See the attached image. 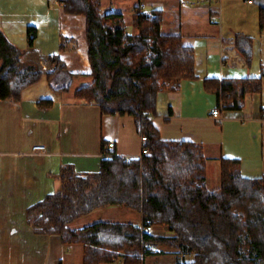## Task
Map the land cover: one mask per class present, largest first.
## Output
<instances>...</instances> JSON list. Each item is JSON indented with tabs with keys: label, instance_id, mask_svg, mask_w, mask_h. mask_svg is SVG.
<instances>
[{
	"label": "trees",
	"instance_id": "obj_1",
	"mask_svg": "<svg viewBox=\"0 0 264 264\" xmlns=\"http://www.w3.org/2000/svg\"><path fill=\"white\" fill-rule=\"evenodd\" d=\"M64 10L87 19V41L93 81L75 91L81 101L100 106L103 115H131L137 132L146 136L151 154L127 160L115 151L95 173L65 168L62 187L32 205L27 216L35 231L58 235L64 244L85 247L83 264H105L124 257V264H141L148 243L178 248L192 254L176 264H264V174L246 177L240 161L222 159L221 186H206L207 160L201 144L165 140L154 125L158 93L195 79V49L183 44L180 34L161 30L163 12L135 6V32L124 15L102 10V0H59ZM264 31V3L260 9ZM36 27L28 28V47L34 46ZM237 46L248 65L253 59L252 40L237 35ZM26 50L13 43L0 21V99L20 102L23 92L46 77L56 92L70 91L73 75L56 56L52 71L38 61L23 60ZM261 77L208 79L224 110H240L247 95L263 90ZM66 75L64 81L58 79ZM42 109L53 99L38 102ZM107 145L103 142V148ZM125 206L143 216V224L165 226L171 236L147 233L129 222L98 221L75 229L71 222L96 209ZM163 253V252H162Z\"/></svg>",
	"mask_w": 264,
	"mask_h": 264
},
{
	"label": "crops",
	"instance_id": "obj_2",
	"mask_svg": "<svg viewBox=\"0 0 264 264\" xmlns=\"http://www.w3.org/2000/svg\"><path fill=\"white\" fill-rule=\"evenodd\" d=\"M189 1L115 0L116 6H111L112 0H108L107 9L123 13L130 33L135 32V6H145L146 12L161 9V30L180 34L183 44L195 49L196 78L184 79L175 88H161L153 123L165 140L203 146L206 186L216 190L221 186L222 159L239 160L246 177L264 174V77L263 90L247 95L240 110L223 109L222 121L210 115V109L219 103L205 84L208 79L262 76L264 31L259 17L264 0ZM0 21L9 39L26 50L23 60L38 61L41 66L43 62L47 69L42 68L50 72L49 58L56 56L73 75L68 92L54 91L44 77L43 91H37V83L23 92L20 102L0 99V264H83L84 245H67L58 235L36 232L27 211L61 189L65 168L81 174L98 172L106 157L104 150L122 157L139 155L142 136L133 116L103 115L99 105L75 97L78 88L93 81L85 16L67 13L59 1L0 0ZM29 27L38 29L32 48L28 47ZM238 34L252 40L253 55L258 52L259 61L252 59L247 64L237 46ZM65 79L62 75L58 80ZM45 98L53 99V104L42 109L38 102ZM103 142L114 147L103 148ZM37 144L44 145L45 151L33 153ZM94 214L103 215L100 221L137 226L143 222L142 214L111 205L77 218L69 226L84 228L94 222L86 224L83 218ZM158 228L155 234L172 235L167 227ZM161 247L165 249L162 254L170 257L180 252ZM181 256L193 259L192 254ZM118 263L123 264L121 258L105 264Z\"/></svg>",
	"mask_w": 264,
	"mask_h": 264
},
{
	"label": "built area",
	"instance_id": "obj_3",
	"mask_svg": "<svg viewBox=\"0 0 264 264\" xmlns=\"http://www.w3.org/2000/svg\"><path fill=\"white\" fill-rule=\"evenodd\" d=\"M53 1H59V0H53ZM194 1L195 0H190L189 2L190 3H194ZM201 1H204V0H201ZM249 2L251 3L252 0H249ZM141 9L143 11H145L144 10L145 6L141 7ZM41 64H42V67L46 70L47 66L43 62H41ZM222 111H223V103L221 102L217 106L212 107L210 109V115H211V117H213L217 121H222L223 120ZM141 136H142L143 146H142V150H141L140 154L136 155V156H126V157H124L127 160V162H132L133 160H141V159H143L144 156L151 154L150 150L146 146V142H147L146 136H144V135H141ZM106 146H107V148H113L114 144L113 143H108ZM43 151H45V146L44 145L37 144V145L33 146V153H41ZM114 154L118 155L116 152ZM105 155L106 156H112L113 154L112 153H105ZM141 228H142L143 231H145L147 233L155 232V226H153L150 223H147V225H144L143 222H142ZM142 251H143V253H142V259H141L142 262H141V264H147V262H146L147 256H149V255H153V256L159 255V254H161L163 252V249L161 248L160 245L153 244V243H148V244H145L143 246V250ZM121 260L124 263L125 258L122 257Z\"/></svg>",
	"mask_w": 264,
	"mask_h": 264
},
{
	"label": "rangeland",
	"instance_id": "obj_4",
	"mask_svg": "<svg viewBox=\"0 0 264 264\" xmlns=\"http://www.w3.org/2000/svg\"><path fill=\"white\" fill-rule=\"evenodd\" d=\"M102 2H103V4H102V10H108L107 9V6L109 5L108 0L107 1L102 0ZM115 4H116L115 3V0H112V4H110V5L111 6H116ZM140 8H141V6H140ZM258 55H259L258 52H256L255 55H253V59H255V61L256 60L259 61V59H261V57L258 58L259 57ZM45 83H46V78H44L40 83H38V86L36 87L37 91H43L44 90V87H45ZM101 218H104L102 214H94V215L89 216L87 218H83L84 220H82V221H84V222H86V224H88V223H92V222H98V221H100ZM157 229H159V228L157 226H155V230H157ZM162 249H163V252H164L165 249L164 248H162ZM142 253H143V251H142ZM168 255L169 254H162V253L159 254V255H156V256L149 255V256H152V257H150L149 259L146 258V262H147V264L148 263L149 264H167V263L168 264H176L179 261H182V260L184 261V260H187V259H191V257L190 258H188V257H182L181 256L182 255L181 252H179V254L177 256H171L170 257ZM118 264H121V263H118Z\"/></svg>",
	"mask_w": 264,
	"mask_h": 264
}]
</instances>
